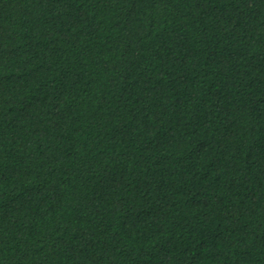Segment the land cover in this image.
<instances>
[{
	"label": "trees",
	"instance_id": "obj_1",
	"mask_svg": "<svg viewBox=\"0 0 264 264\" xmlns=\"http://www.w3.org/2000/svg\"><path fill=\"white\" fill-rule=\"evenodd\" d=\"M0 264H264V0H0Z\"/></svg>",
	"mask_w": 264,
	"mask_h": 264
}]
</instances>
